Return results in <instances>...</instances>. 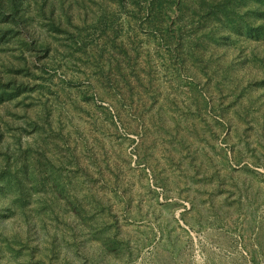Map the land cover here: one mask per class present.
Listing matches in <instances>:
<instances>
[{"label": "trees", "instance_id": "trees-1", "mask_svg": "<svg viewBox=\"0 0 264 264\" xmlns=\"http://www.w3.org/2000/svg\"><path fill=\"white\" fill-rule=\"evenodd\" d=\"M160 56L172 61L175 84L151 74ZM88 70L87 83L80 74ZM184 87L188 109L204 108L231 127L228 138L261 139L258 148L256 140H224V178L247 151L254 166H264V0H0V264H55L53 257L130 264L150 245L149 264H175L180 245L172 217L132 240L137 229L124 230L117 209L142 219L141 204L132 212L131 194L116 189L121 179L101 180L103 167L118 169L110 157L118 145L98 135L88 140L73 119L88 107L104 134L118 122L132 134L160 130L174 120L169 110L187 111ZM242 171L260 173L249 164ZM147 203L149 219L158 220L159 208ZM191 203L190 214L201 207ZM215 206L202 207L208 212L200 217L221 226L222 205ZM245 207L244 229L252 230L256 221ZM250 246V256L241 251L227 264H259Z\"/></svg>", "mask_w": 264, "mask_h": 264}, {"label": "rangeland", "instance_id": "rangeland-1", "mask_svg": "<svg viewBox=\"0 0 264 264\" xmlns=\"http://www.w3.org/2000/svg\"><path fill=\"white\" fill-rule=\"evenodd\" d=\"M165 57L154 58L151 61L153 69L150 68L154 78L161 81L164 86L175 84L176 79L174 67L171 65L172 61ZM90 72L92 73V70H88V73L84 75L80 74V78L85 82L89 81L85 78L91 76ZM136 72L142 78H148L147 76L143 77L146 75L145 72H140L139 69ZM92 78L91 76L88 79L93 81ZM101 88L104 87H97L98 90L94 88V92L97 94ZM187 90L186 87L183 90L179 89L181 104L187 111L169 110L174 114V120L160 130L156 129L157 127L155 130L150 127L148 132L138 129L137 133L132 134L126 132L121 122H118L119 128L115 130L111 126L110 131L108 130L104 134L103 131L97 129V125L93 121L102 119H94V114L90 113L87 105L82 107H87L86 110L81 108L82 112L76 109L73 120L78 121V126L75 127L80 128L84 134H88V140H96L94 136L98 135L102 136L103 140H110V147L114 143L118 145L116 152L110 154V157L115 161L113 167L118 169L116 171L111 167L112 173L108 167H103L105 174L101 180L106 183L110 182L112 178H120V184L116 189L120 192L125 190L127 194H131L132 206L130 210L134 212L140 209L137 205L141 204L143 214L139 216L142 219H131L130 216L124 215L125 210L117 209L118 218L124 225L123 229H127L128 224L129 229H137L131 234L132 240H136L139 232V237L143 235L142 231L149 232V224L158 225L162 217L163 220L172 217V226L177 227L172 229L173 235L176 232L178 244L181 246L177 250L180 256H177L175 264H227L231 259L237 258L236 255L241 251L250 256L245 245H251L249 249H253V247L257 249L260 255L258 262L264 264V230H261L264 227V166H254L252 164L256 160L254 153L247 151L243 155L244 162L239 166L233 163L232 170H228L229 175L224 178L225 166L222 163V150L226 146L224 140H256L253 141L252 146L258 148L260 143L258 140L261 139L249 133V136L246 137L248 139H240L234 133L228 138V132L233 130L231 127L224 128L225 126L218 124L204 108L198 109L193 105L188 109ZM98 102H100L99 99ZM102 104L112 108L109 102H102ZM105 129L107 130V128ZM243 130L241 129V131ZM77 134L74 132V137ZM227 147L229 148V146ZM243 147L244 144H237L235 148L242 150ZM235 148L229 149L231 161L234 159ZM143 154H147L143 158L144 161L140 157ZM263 155L261 153V158L264 160ZM244 164H249L260 173L242 171ZM165 180L168 182L166 187L157 184V182ZM112 188L110 186L109 189L114 192ZM191 199H196L197 203H201L200 209L194 210L193 214L188 213L192 207ZM148 200L154 201L159 208L160 217L156 221L149 219L151 208L147 203ZM239 200L243 202V207L240 209L238 205L241 202ZM211 204L216 205L214 209L220 208L218 204L222 205L219 213L222 212L225 216L223 225H210L215 217H211L209 221L205 220V217H200L202 216L201 211L208 212L203 208L209 210ZM245 206L249 207L248 212L253 215V220L256 221L252 230L244 229L248 223ZM229 208L232 209L229 210ZM238 212L244 214L239 215ZM198 218L199 221H197ZM175 219L178 220L180 227L176 224ZM186 220L190 223H187ZM124 235L128 236L129 234L123 232ZM158 237H160V232H158ZM142 238L144 240L143 236ZM153 249L154 245L146 247L142 256L130 264H149L148 262L153 257ZM1 255L4 254H0V257H3ZM9 256L12 255L9 253ZM6 257L8 256L2 259H6ZM79 258L73 260V264H81L83 259ZM52 261L55 264H69L58 257H53Z\"/></svg>", "mask_w": 264, "mask_h": 264}]
</instances>
